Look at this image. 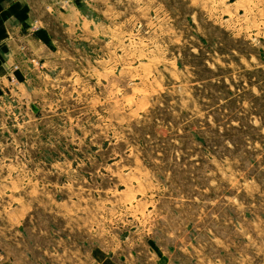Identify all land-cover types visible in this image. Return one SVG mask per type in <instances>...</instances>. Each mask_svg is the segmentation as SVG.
I'll return each instance as SVG.
<instances>
[{
	"label": "rangeland",
	"instance_id": "1",
	"mask_svg": "<svg viewBox=\"0 0 264 264\" xmlns=\"http://www.w3.org/2000/svg\"><path fill=\"white\" fill-rule=\"evenodd\" d=\"M80 11L1 91L0 264H264V0Z\"/></svg>",
	"mask_w": 264,
	"mask_h": 264
},
{
	"label": "crops",
	"instance_id": "2",
	"mask_svg": "<svg viewBox=\"0 0 264 264\" xmlns=\"http://www.w3.org/2000/svg\"><path fill=\"white\" fill-rule=\"evenodd\" d=\"M83 1L0 0V98L2 90L14 89L25 79L34 58L44 61V52L55 47L56 37L80 25ZM94 254L95 249L88 253L89 264H99ZM107 259L101 264H119Z\"/></svg>",
	"mask_w": 264,
	"mask_h": 264
}]
</instances>
